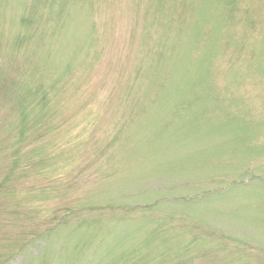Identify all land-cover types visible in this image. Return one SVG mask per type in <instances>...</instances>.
Masks as SVG:
<instances>
[{"label":"rangeland","instance_id":"obj_1","mask_svg":"<svg viewBox=\"0 0 264 264\" xmlns=\"http://www.w3.org/2000/svg\"><path fill=\"white\" fill-rule=\"evenodd\" d=\"M0 264H264V0H0Z\"/></svg>","mask_w":264,"mask_h":264}]
</instances>
